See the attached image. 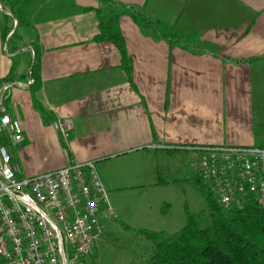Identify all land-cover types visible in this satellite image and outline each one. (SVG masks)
Instances as JSON below:
<instances>
[{"label": "crops", "instance_id": "obj_1", "mask_svg": "<svg viewBox=\"0 0 264 264\" xmlns=\"http://www.w3.org/2000/svg\"><path fill=\"white\" fill-rule=\"evenodd\" d=\"M18 1L13 25L40 55L37 90L28 78L1 91L0 115L22 125L24 141L10 142L20 177L92 163L111 197L167 185L162 155L259 143L264 0ZM102 26L116 41L100 38ZM4 42L0 31V79L17 55ZM66 118L67 141L52 126Z\"/></svg>", "mask_w": 264, "mask_h": 264}, {"label": "built area", "instance_id": "obj_2", "mask_svg": "<svg viewBox=\"0 0 264 264\" xmlns=\"http://www.w3.org/2000/svg\"><path fill=\"white\" fill-rule=\"evenodd\" d=\"M52 126L67 141L74 123L58 119ZM0 135L14 145L24 141L20 121L6 113L0 115ZM197 152L191 167L220 205L239 209L253 199L264 210V148L215 146ZM18 172L0 144V264H98L90 259L102 235L99 215L107 199L93 164L71 160L33 177Z\"/></svg>", "mask_w": 264, "mask_h": 264}, {"label": "trees", "instance_id": "obj_3", "mask_svg": "<svg viewBox=\"0 0 264 264\" xmlns=\"http://www.w3.org/2000/svg\"><path fill=\"white\" fill-rule=\"evenodd\" d=\"M18 0H0V31L2 38L12 31L7 43L11 53L22 52L30 48L27 71L15 72L13 62L9 74L0 79V101L4 100L2 87L20 79H32L30 89L40 86V55L33 42H27L18 34V25L14 28V10ZM102 26L100 38L107 37L116 41L117 35L106 32ZM108 28L107 30H111ZM7 143L0 135V144ZM170 155L177 151H169ZM200 184L198 175L191 177ZM159 174L158 184L167 183ZM201 191L207 199L208 208L195 214L187 212L186 223L179 231L166 234L163 232L143 231L153 243L154 253L145 264H264V210L250 199L242 208H225L214 198L203 183Z\"/></svg>", "mask_w": 264, "mask_h": 264}, {"label": "rangeland", "instance_id": "obj_4", "mask_svg": "<svg viewBox=\"0 0 264 264\" xmlns=\"http://www.w3.org/2000/svg\"><path fill=\"white\" fill-rule=\"evenodd\" d=\"M16 26L17 23L14 27ZM17 31L18 34L23 35L19 27ZM8 44L4 42L5 52L11 50ZM25 58L27 56L23 51L13 57L16 69L22 71L23 63L20 61ZM258 135L260 141L256 147L264 148V128L259 130ZM4 145L11 154L10 141ZM179 154L180 157L168 158L162 155L158 158L160 173L163 179L169 182L167 185L138 190H119L111 197L106 195L107 207L103 210L111 213L106 215L102 210L99 215L102 235L94 248L91 262L145 264L153 255L154 247L143 231L172 234L184 227L187 212L195 214L207 210V199L201 191L204 182L200 180L198 184L190 178L191 174L198 175L191 167V160L195 154L189 152ZM205 185L216 198L210 187Z\"/></svg>", "mask_w": 264, "mask_h": 264}]
</instances>
